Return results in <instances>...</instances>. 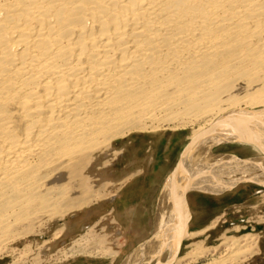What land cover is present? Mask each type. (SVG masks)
Instances as JSON below:
<instances>
[{
    "label": "bare ground",
    "instance_id": "bare-ground-1",
    "mask_svg": "<svg viewBox=\"0 0 264 264\" xmlns=\"http://www.w3.org/2000/svg\"><path fill=\"white\" fill-rule=\"evenodd\" d=\"M190 127L165 186L169 231L123 264H149L166 249L158 264H245L259 253V233L225 231L216 246L194 240L178 256L185 239L226 222L222 213L190 232L207 214L193 212V192L264 187V0H0V260L25 264L32 236L110 194L113 182L90 172L112 141ZM224 143L260 155L212 152ZM107 243L92 226L60 255L115 258Z\"/></svg>",
    "mask_w": 264,
    "mask_h": 264
},
{
    "label": "rangeland",
    "instance_id": "rangeland-1",
    "mask_svg": "<svg viewBox=\"0 0 264 264\" xmlns=\"http://www.w3.org/2000/svg\"><path fill=\"white\" fill-rule=\"evenodd\" d=\"M191 132L192 129L190 127L183 135H175L170 132L165 134L164 132L157 134L131 133L126 136L118 137L116 140L112 141V145L109 149L97 154V162L95 161L94 163L96 166L94 165L90 172L92 176H98L100 181L104 183H115L109 185L108 191L110 192L108 193L110 194L102 197L94 204L83 210L71 212L63 222L54 221L51 225L50 231H47L45 235L32 236L35 237L39 243H32L34 251L32 250V253L27 255V261L25 264H123L125 260L129 258L131 254L143 244V242L138 244V242L129 237L127 233H125L122 228H120V225L113 221L112 215H108L110 211L108 208L111 205L110 201L112 200L109 198V196L112 193L114 194V191L119 186L116 184H120L125 178V172L131 170L129 169V166H137L139 163L141 164L148 159L147 156H144L143 150L149 146L147 141L151 138L150 135H165L163 138L165 140L157 143V145L153 148L155 151L153 154L156 157L158 165L164 166L165 171L169 170L173 166L169 176L167 177V180L165 181V188V186L168 184V179L171 176L173 177V175L174 179L177 176V166L175 167V165H178L176 163L182 157L184 152L182 150L183 147L185 146L186 149L189 143H191V141H188V137ZM169 139L173 140V142L169 150L168 156L170 158V163L168 164L167 160H165L163 156L167 152L166 140ZM119 152H122V154L119 155ZM212 152L216 155L235 154L240 156L242 159L256 158L260 155L253 151L249 146L225 143L213 147ZM149 155H151V153H149ZM173 183L174 181H172V185L170 186H173ZM208 191L209 190L202 189L193 192V195L197 197L194 199L195 201L192 204L193 212L202 214L206 211L207 214L202 216L203 221L195 225V227H190V232L202 228L214 217L222 213L227 214L226 222L224 224L222 223L218 228L213 230L207 237L185 239L181 244L178 256L180 258L186 256L192 250V243L194 240L197 241L205 239L206 245L216 246L219 243V239L222 234L226 232L230 235L259 233L261 235L259 242L260 251L258 254L247 260L245 264H264V223L261 224L258 222L260 216L264 215V187L253 182H242L236 187L222 192ZM99 209L100 212H106L109 210L108 214L106 216L103 215L104 213H102V215H98ZM63 223L68 225V230H66L63 235H60V237L56 239L54 243H51L50 248L45 249L41 247L43 244L42 242L46 238L52 236L53 233L59 232V229ZM92 226L95 227L96 233L101 235L107 234L108 249L116 252V257L111 258V256L106 254H96L92 255L91 257H61L60 251L70 247L74 240L85 234L87 229ZM236 227H240L241 229L238 231L236 230ZM56 236L57 235H55V238ZM18 244L19 247L23 249L26 243ZM34 258L37 260H34ZM151 258L152 259L149 264H158L161 261L167 260L169 258V251L166 249L158 257L151 256ZM11 262V258H6V261L0 260V264H10ZM187 262L188 259H185L179 264H187ZM204 262L205 260L202 259L197 264H202Z\"/></svg>",
    "mask_w": 264,
    "mask_h": 264
},
{
    "label": "crops",
    "instance_id": "crops-1",
    "mask_svg": "<svg viewBox=\"0 0 264 264\" xmlns=\"http://www.w3.org/2000/svg\"><path fill=\"white\" fill-rule=\"evenodd\" d=\"M150 136L151 138L147 141L149 146L143 150L144 156H147L148 159L137 166H129L131 170L125 172L124 177L139 170L141 173L130 179L110 201L111 205L108 208L110 211L100 212V209L98 211V215H102V213L107 215L109 211V215L113 216L114 222L120 225V228L138 244L140 242L144 244L155 241L158 237L157 234L164 227L169 231V219L172 210L169 203L170 196L167 194L166 191L168 190L166 187L164 188V184L173 166L165 171V167L158 165L153 154L155 152L153 150L154 146L164 141L165 135ZM166 142L167 152L165 151L163 158L169 164L170 158L168 155L173 140L169 139ZM174 192L176 193V191ZM174 212L175 208L173 207L172 213L174 214Z\"/></svg>",
    "mask_w": 264,
    "mask_h": 264
}]
</instances>
